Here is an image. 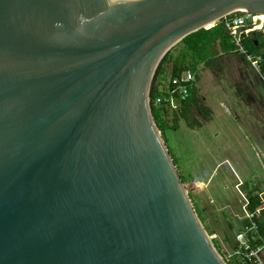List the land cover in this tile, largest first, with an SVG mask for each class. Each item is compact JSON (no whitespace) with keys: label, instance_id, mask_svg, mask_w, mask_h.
I'll return each mask as SVG.
<instances>
[{"label":"water","instance_id":"1","mask_svg":"<svg viewBox=\"0 0 264 264\" xmlns=\"http://www.w3.org/2000/svg\"><path fill=\"white\" fill-rule=\"evenodd\" d=\"M264 0H0V264H227L151 113L160 59Z\"/></svg>","mask_w":264,"mask_h":264},{"label":"rangeland","instance_id":"2","mask_svg":"<svg viewBox=\"0 0 264 264\" xmlns=\"http://www.w3.org/2000/svg\"><path fill=\"white\" fill-rule=\"evenodd\" d=\"M259 31L264 34V26ZM181 46L176 42L168 49L170 60ZM215 48V58L194 70L201 111L191 107L186 118L180 109L163 112L164 144L220 256L244 264L234 255V234L248 210V190L264 197L263 76L235 50Z\"/></svg>","mask_w":264,"mask_h":264},{"label":"trees","instance_id":"3","mask_svg":"<svg viewBox=\"0 0 264 264\" xmlns=\"http://www.w3.org/2000/svg\"><path fill=\"white\" fill-rule=\"evenodd\" d=\"M263 32L259 30H253L247 34H242V43L246 47V49L251 53H263L261 48H263ZM182 44L179 51L175 54V56L170 60V52L169 50L163 55L160 59L156 69L154 71L151 84H150V100H151V113L153 120L160 131L161 137L165 143L164 139V131L165 125L163 123L162 113L167 110L164 105H154L152 104V100L158 95H162L165 93L166 89L169 85V79L174 76L178 75L181 71L185 69H190L194 72L195 68L199 64L207 65L209 64L215 56L218 54L216 51V44L219 46L221 52H231L233 50V45L230 42V35L228 30L226 29L225 22L223 18H220L216 23L208 28H199L198 30L191 32L184 36L180 41ZM261 49V50H260ZM189 61V63H187ZM169 64V66H168ZM260 73L263 76V86H264V64L261 65ZM167 75V76H166ZM196 75V74H195ZM165 77L167 79L166 86H162V78ZM197 77V76H196ZM191 107H195L197 111H201V108L198 103V99L196 96V89L194 84L190 86L188 95L184 101L181 102L178 109L181 110L182 115L186 118V113H188ZM176 111V110H173ZM192 124V123H191ZM195 125L199 126V123H195ZM173 163L176 167L175 159L173 158L170 150L167 148ZM182 182L184 183V178L180 175ZM187 189L188 197L191 198V190L185 185ZM247 202L246 208L248 210H254L257 206L263 205L260 214L257 218L259 234L260 236H264V197L253 194L251 190L247 192ZM193 208L201 222L203 224V219L199 215L196 207L193 205ZM261 216V219H260ZM241 227L247 223L246 219H242ZM204 226V225H203ZM240 227V228H241ZM206 232V227L204 226ZM239 228V229H240ZM213 242V240H212ZM260 242L259 239L255 241H251L253 245L255 243ZM215 248L217 249L215 243L213 242ZM264 258V250L262 252ZM239 263V262H236ZM227 264H232L231 262H227ZM244 264H252L245 262Z\"/></svg>","mask_w":264,"mask_h":264},{"label":"built area","instance_id":"4","mask_svg":"<svg viewBox=\"0 0 264 264\" xmlns=\"http://www.w3.org/2000/svg\"><path fill=\"white\" fill-rule=\"evenodd\" d=\"M258 14H237L235 12L224 16L226 29L230 35V42L233 50L240 54L251 67L258 72L261 65L264 64L263 53H251L242 43V34H247L253 30H262L264 26L263 19L257 18ZM250 19V20H249ZM261 26L256 28V24ZM195 72L190 69L181 71L178 75H174L169 79V85L165 93L158 95L152 100L154 105H164L167 109L177 110L182 101L188 95L190 86L195 83ZM149 102L151 100L149 96ZM263 205L257 206L254 210H247L243 219L247 220L235 234L236 250L234 255L238 256L242 263L248 262L252 264H264L262 252L264 250V236H260L257 218ZM259 239L260 242L253 245L251 241Z\"/></svg>","mask_w":264,"mask_h":264},{"label":"crops","instance_id":"5","mask_svg":"<svg viewBox=\"0 0 264 264\" xmlns=\"http://www.w3.org/2000/svg\"><path fill=\"white\" fill-rule=\"evenodd\" d=\"M259 17H257V18H260V19H263L264 18V16H262V15H258ZM261 26V24H259V23H257L256 24V28H259ZM263 41H264V39H263ZM264 51V48L262 49V51L261 52H263ZM248 188V187H247ZM246 188V189H247ZM250 190V189H249ZM243 219V218H242Z\"/></svg>","mask_w":264,"mask_h":264},{"label":"bare ground","instance_id":"6","mask_svg":"<svg viewBox=\"0 0 264 264\" xmlns=\"http://www.w3.org/2000/svg\"><path fill=\"white\" fill-rule=\"evenodd\" d=\"M258 15H262V16H264L263 14H258ZM210 26H211V23L208 24V25H206V28H208V27H210Z\"/></svg>","mask_w":264,"mask_h":264}]
</instances>
